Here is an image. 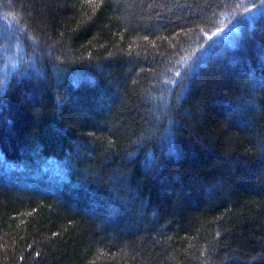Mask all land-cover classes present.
Wrapping results in <instances>:
<instances>
[{
	"label": "trees",
	"instance_id": "trees-1",
	"mask_svg": "<svg viewBox=\"0 0 264 264\" xmlns=\"http://www.w3.org/2000/svg\"><path fill=\"white\" fill-rule=\"evenodd\" d=\"M0 264H264V0H0Z\"/></svg>",
	"mask_w": 264,
	"mask_h": 264
}]
</instances>
